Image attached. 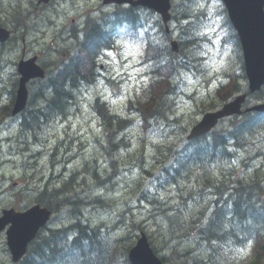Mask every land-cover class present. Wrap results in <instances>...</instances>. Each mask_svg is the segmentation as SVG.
I'll use <instances>...</instances> for the list:
<instances>
[{"label":"rangeland","instance_id":"rangeland-1","mask_svg":"<svg viewBox=\"0 0 264 264\" xmlns=\"http://www.w3.org/2000/svg\"><path fill=\"white\" fill-rule=\"evenodd\" d=\"M32 1L2 0L1 2L5 11L3 10L4 12L0 14V22L10 24L12 26L10 29L15 36L6 46H0V54L3 55L0 60L2 65L0 111L2 112H7L10 99L13 97L15 78L18 80L17 63L22 60L24 47L26 55H38L40 62L46 63L49 70L54 68L55 61L66 60L75 51L77 39L74 35L76 33L57 29L59 34H56L55 28L48 30L49 16L59 28L63 24L69 26L70 22V30L73 26L84 29L83 24L88 16L100 18L102 14H112L116 8L115 6L104 8L103 0H61L52 6L53 13L50 14L49 11L43 13L32 9ZM180 2L181 0H175L176 5ZM220 4L217 0H198L199 6L193 7L194 13L199 12V8L205 9L206 16L193 18L198 20V28L202 33L217 36L220 28L218 8ZM11 7L19 8L21 16L23 13H30L26 15V19L20 20L23 25L28 26L25 29L28 32L27 37L24 34L23 25L17 29L13 26L12 16L15 17L18 10L10 11ZM7 12L12 16L9 15L6 19ZM178 12H182V9L180 8ZM139 18L145 26L153 25L154 17L141 12ZM174 28L177 30L178 25L174 24ZM142 36L141 31L139 37ZM115 39L116 49L102 56L99 63L100 65L108 64L107 75L110 78L117 80L118 77H122V87H106L98 83L81 89L77 93V101L70 112L71 115L64 118L53 116L50 120L51 125L46 127L39 125L36 140L34 134L27 133L23 129L20 134L16 131L9 133L8 126H2L0 122V211L5 208L24 209L34 202L38 187L59 188L63 181L74 175L77 185L75 194L84 203V206L81 205L80 208L83 210L87 223L103 226L105 232L112 237H121L134 228L133 240L137 239V234L144 231L161 243L160 254L168 255L171 263L175 258L181 259L186 251H193L194 255L200 256L203 250L198 251L199 244L191 239L192 236L184 237V232H171L167 218L163 214L167 208H171L169 214L179 211L189 219L192 215H198L202 208L201 205L199 206L201 201L210 203V197L201 193L202 186L195 184V178L190 182L181 183L180 187L172 185L166 187L168 181L163 178L161 170L159 172L154 169L153 156L156 146L164 148L165 144L172 147L173 151L170 150L169 158L166 156L169 160L166 167L169 170L174 168L173 162L177 157L185 156L184 148L189 144L187 135L198 116L211 111L213 107H218L226 95L222 92L219 99L213 92L219 80L222 79L220 74L226 66V56L221 55L218 47L211 45L212 41L204 43L202 51L205 59L200 61L201 72L195 71L196 76L183 73L178 78L180 74L177 75L178 97L169 98L171 106H175V111L169 112L174 113L169 115L173 119L162 121L151 118L146 129L149 135H145L137 124L141 117L136 118L134 114H131L134 125L125 136L130 143V148L113 151L111 154L114 156L110 157L106 152L108 136H105V129L93 107L96 98L101 97L107 101L111 112L127 116L129 110L126 107L129 99L139 100L145 86L149 83L148 78L138 76L145 69L143 63H140L142 52L139 51L144 43L140 39L136 41L130 35H125L123 29L117 30ZM215 42L218 46V40ZM233 68L237 69L236 60L233 62ZM55 71L57 72V67ZM39 85L40 81H37L34 84L31 83L30 87L37 88ZM241 88L242 86L238 85L236 90L240 91ZM11 90L12 92L8 94ZM192 96L197 97L196 100H191ZM252 101L255 102V100ZM38 104L40 105V102H35L34 106ZM169 124L175 125L176 128L170 127ZM162 126H164L163 135L158 132ZM8 137H11V143ZM262 144L264 145V142ZM255 150L254 145L249 154H255ZM246 156L247 153L242 152L232 166L217 165L214 170L221 174L220 170L224 169L228 177V171L231 168H237L241 170L238 174L241 176L244 170L243 160ZM113 159L117 160L116 175H113L114 170L111 168ZM250 162L253 168L261 166L260 168L264 169V153L263 157H254ZM96 173L100 178L95 177ZM218 177L221 176L218 175ZM184 178H186L185 175ZM159 181H161L160 184ZM163 187L165 189H162ZM191 190H194V195L191 197L195 199V202L190 201L189 196H187L188 201L185 202L182 196H186ZM95 197L107 201L109 206L100 207L91 204ZM64 213L59 211L55 213L53 225L61 226L68 222ZM140 227L143 230H139ZM247 250L248 248H231L227 259L222 264L239 263L242 261L241 258L248 255ZM205 252L204 263L217 264L211 260V257L208 258V252ZM0 264H10L4 237L0 241Z\"/></svg>","mask_w":264,"mask_h":264},{"label":"trees","instance_id":"trees-1","mask_svg":"<svg viewBox=\"0 0 264 264\" xmlns=\"http://www.w3.org/2000/svg\"><path fill=\"white\" fill-rule=\"evenodd\" d=\"M1 2L2 0H0V14L5 11ZM193 3L194 0H181L175 8L177 9L174 15L178 22L177 33L180 35V40H183L181 43L179 42L180 52L178 54L172 53L170 45L163 41L164 39L149 41L147 44L144 59L147 64L146 70L149 76L150 74L154 76L150 79L142 97L139 100H132L127 105L128 115L124 117L112 114L107 105L103 104L99 98L95 101L96 112L106 131V136H108L107 145H109L106 152L110 157L114 156L111 152H118L120 149L130 146L125 136L129 131L127 128L134 120L129 117L131 112L136 118L141 117L142 127L145 125L143 127L144 134L149 135L146 126L150 118H168L167 113L172 107L169 98L174 91L177 75L181 72L191 74L200 71L199 48L202 39L198 35L197 21L193 19V17L196 18V13L192 9ZM32 4L34 5V1ZM180 8L182 12H178ZM15 10H18L15 17L9 12L5 15L6 19L9 15L13 17V26L20 23L19 20L24 14L21 16L19 8L11 7L10 9V11ZM224 12L226 14V11ZM227 19L226 14V25H230ZM123 24L136 33L135 30L140 24L138 11L132 7L118 8L112 14H102L100 18L90 16L87 18L83 34L74 35L77 45L76 51L70 55V62L56 61L55 67L61 65L58 71L48 75L47 80L37 88H32L30 106L33 102L40 101V106L38 105L40 108L37 105L34 106V113L26 117L33 121L31 125L29 124L30 126H38L39 122L41 126H44L50 122L52 116L62 118L70 114L73 105L76 104L77 93L81 87L91 84L96 77L97 57L101 51L109 48L113 43L112 30L109 27ZM156 24L162 31L161 22L157 21ZM18 27L16 26L15 29ZM235 37L237 39V35ZM238 45L237 39V48ZM184 56L187 64L183 62ZM239 59L242 63L241 55H239ZM240 63V74L233 72L228 76V84L217 89L215 94L219 99L222 92L230 95L233 92L230 90L231 88L235 87L234 89H236L238 85L242 86L245 82L243 65ZM255 96L249 95L251 99ZM256 98L264 99V89L257 94ZM225 99L226 97L220 104L225 103ZM248 103L250 102L248 101ZM262 117L263 115L258 113L235 116L229 120L228 125H223L227 126L226 129H216L206 136L189 142L184 148L186 149L185 156L177 157L173 162L172 170L166 167L169 161L166 156L169 158L168 154L170 150L173 151V148L165 144L164 148L156 146L153 156L154 169L159 172L161 170L163 178L169 181L166 187L170 182L173 187H180L181 183L190 182L195 178V184L202 183L204 187L211 190L209 202L214 201L218 194L221 196L232 195L230 201L221 197L217 203L206 205L199 212L201 215H192L189 219L183 212L181 214V212L175 211L169 214L172 209L167 208L163 216L167 218L170 231L184 232V237L192 236L191 239L199 244L198 251L202 249L203 253L200 254L202 256L200 257L190 251L184 253L181 259L175 258L173 263L170 262L168 255H162V260L166 264H204L205 251L208 252V258L211 257L214 263L222 264L227 259L231 248L237 249L238 246H244L250 240L254 241L251 255L245 261L235 264H264V183L262 175L259 174L260 169L252 168L253 165L249 166L248 163L243 168L241 176L237 175L239 169L231 168L228 171V177L224 169L220 170L221 174L214 170L217 165L224 167L229 163L231 158V152L227 147L229 143H233L234 149L245 148V150L251 145H255L256 151L261 152L259 155H263L264 145L259 143L263 142L264 138L259 135L257 137L258 132L264 135V118ZM26 124H23L24 128ZM116 162L115 159L111 162L114 170L113 175H116ZM249 168L254 171L250 172ZM144 173L151 174L148 171H144ZM183 173L186 178L181 181ZM95 177L100 178L98 173ZM230 178L232 179V188L229 185ZM248 178L250 179L248 180ZM103 181L102 184H104ZM160 183L161 181H159ZM76 186L73 175L63 181L59 188L48 186L43 192L37 193L35 197L37 203L43 206H54L60 213L65 212L68 222L61 226L52 225L45 228L19 264H130L128 252L135 243L133 240L134 228L121 237H112L105 232L103 226L88 224L85 221L83 210L80 208L84 203L75 194ZM231 189L234 191L233 194L230 192ZM193 192L194 190H191L186 196H182L185 202L188 201L187 196L194 195ZM147 195L145 192V196ZM225 202L226 207L220 208ZM91 204L100 207L109 206L107 201L99 197H95ZM53 212L56 213V210ZM193 232L195 234H192ZM149 238L153 248L160 252L161 243L154 236H149Z\"/></svg>","mask_w":264,"mask_h":264},{"label":"water","instance_id":"water-1","mask_svg":"<svg viewBox=\"0 0 264 264\" xmlns=\"http://www.w3.org/2000/svg\"><path fill=\"white\" fill-rule=\"evenodd\" d=\"M48 2L49 0H43ZM117 4L131 3L149 7L162 14L165 20L169 18V0H107ZM228 8L231 20L238 30L244 51L245 69L250 81V90L255 92L264 85V0H223ZM10 37V32L0 27V41L5 42ZM19 72L22 75L18 90L16 112L22 111L27 103L28 91L26 83L37 77H44V71L36 64V58L22 61L19 64ZM246 96L238 97L235 101L224 106L217 113L205 115L201 123L197 125L192 137L205 134L212 130L219 119L241 114V105ZM253 110L264 111V105L256 106ZM0 218V232L7 224L12 223L8 231V246L12 253L13 262L18 263L25 255L27 246L32 241L40 227L44 226L50 218V212L36 206L25 213H16L14 210L5 211ZM129 259L132 264H163L150 248L145 235L130 251Z\"/></svg>","mask_w":264,"mask_h":264},{"label":"bare ground","instance_id":"bare-ground-1","mask_svg":"<svg viewBox=\"0 0 264 264\" xmlns=\"http://www.w3.org/2000/svg\"><path fill=\"white\" fill-rule=\"evenodd\" d=\"M28 14H30V13H24L23 14V16L21 17L22 19H26V15H28ZM21 18H20V20H21ZM19 20V22L20 23H18V24H14V27H16V26H19V28L23 25L22 23H21V21ZM97 20V19H96ZM98 23V22H97ZM22 24V25H21ZM12 33H13V35H14V32L12 31ZM70 33V32H69ZM70 36V35H69ZM72 39V38H71ZM176 40L178 41V42H182L183 40H180V35H179V33H176ZM24 42V41H23ZM9 42H7L6 44H5V46L8 44ZM2 54H0V60L2 59ZM186 58H184L183 59V62L185 63L186 61ZM22 62V60H20L18 63L20 64ZM56 62V61H55ZM17 63V64H18ZM185 64H187V63H185ZM2 69V65L0 64V70ZM55 71V64H54V68L53 69H51V70H49L48 68H47V75H52V73ZM56 72V71H55ZM51 73V74H50ZM13 76H14V74H13ZM154 75H152V77H153ZM54 77V76H53ZM15 83H14V87H13V92H12V90L11 91H9L8 92V94L10 93V92H12V94H13V97H11V99H10V103H9V105H8V108H7V112H2V111H0V122L2 123V126L3 125H7L8 126V128H7V130H9V133L10 132H15L16 131V133H18V134H20L21 133V131H22V129L25 131V132H27V133H32V134H34V136H35V140L36 139H38V136H37V129L38 128H40L39 127V125H40V122H39V124H38V126H30L31 124H32V122L33 121H30L31 120V118L30 119H27L26 117L28 116V115H30V114H32V113H34L33 112V109H35V107H34V105H35V102H33V104L31 105V107H30V109L28 110V111H25V110H22V111H18V112H16V107H17V98H18V88L16 87V85H17V78H15ZM57 87V86H56ZM235 87H233V88H231L230 90H232L233 92L230 94V95H225V97H226V99H225V103L227 102L226 100H227V98L229 99V98H231V97H233L234 95L236 96L237 94H239L242 90H240V91H238V90H236L237 89V87H236V89H234ZM68 89V88H67ZM171 97H172V95H171ZM224 97V98H225ZM222 101H224L223 99H222ZM0 104H1V102H0ZM224 104V103H223ZM39 105V104H38ZM37 105V106H38ZM40 106V105H39ZM38 106V107H39ZM43 106H45L44 104H43ZM54 106V105H53ZM46 107V106H45ZM40 108V107H39ZM36 112V111H35ZM44 112V111H43ZM29 113V114H28ZM29 117V116H28ZM32 117V116H31ZM262 118H264V115H263V117ZM27 119V120H26ZM34 120V119H33ZM259 120H262V119H259ZM42 122V121H41ZM26 124V127L24 128L23 127V124ZM30 124V125H29ZM42 124V123H41ZM221 129H226V128H224L223 126L220 128V130ZM26 133V134H27ZM225 134V133H224ZM245 134V133H244ZM258 135H259V137H262V138H264V136L261 134V132L259 133L258 132V134H257V137H258ZM225 137H226V135H225ZM8 139H10V143H11V137H8ZM231 140V139H230ZM15 141V140H14ZM229 142H231V141H229ZM264 142V141H263ZM263 142H261V143H259V144H262ZM219 143V142H218ZM253 146L254 145H251L250 147H248L246 150H245V148L244 149H239V148H235L234 149V146H233V143H229V146H227V147H229L228 148V151L229 152H231V158L229 159L230 161H229V163L226 165L227 167H229V166H232L233 165V163L236 161V160H238L239 159V156H240V153H242V152H246L247 153V156H246V158L243 160V168H245L247 165H248V163L250 164L249 166H252V162H250L254 157H257V158H261V157H263V155L262 154H260L259 155V153H261L260 151H256L255 150V154H249L250 153V151H251V149L253 148ZM41 153V152H40ZM228 154V153H227ZM229 156V155H228ZM249 160V161H248ZM244 164H246L245 166H244ZM225 167V166H224ZM261 167V166H260ZM257 168V169H260V171H259V174L260 175H262V177H263V183H264V169H262V168ZM253 168V167H252ZM249 169H251V168H249ZM256 169V170H257ZM243 170V169H242ZM240 171L241 170H238V172H237V175L240 173ZM251 171H254V170H250V172ZM185 178H184V175L183 176H181V178H180V180L182 181V180H184ZM113 181V180H112ZM111 182V181H110ZM169 182V181H168ZM167 185V184H166ZM172 185V183L170 182V184H169V186H171ZM196 185H201L202 186V190H201V193L202 194H206V196H209L210 197V192H211V190L209 189V188H206V187H204L203 185H202V183H196ZM229 185H230V187L232 188L233 187V185H232V179L230 178L229 179ZM229 191V190H228ZM230 192H232V194H233V190L231 189V191ZM227 194V193H226ZM232 195H229V194H227V195H217L216 197H215V199H214V201H212V202H210L211 204H213V203H217L219 200H220V198L222 197L223 199H225V200H229L230 201V197H231ZM190 201H192V202H195V199L194 198H192L191 197V199H190ZM229 201H226V202H228L229 203ZM226 202H225V204L224 205H222L220 208H224V207H226ZM203 204V205H202ZM202 206V208L200 209V211L206 206V205H208V204H206V203H204V202H200L199 203V206ZM58 206V205H57ZM200 206V207H201ZM45 208H46V210L48 211V212H50V214L52 215V217L54 218V215H55V213L53 212V210H56V212H58V210L57 209H55V207L54 206H45ZM58 208V207H57ZM199 211V212H200ZM199 212H198V215H201V214H199ZM211 213V212H210ZM207 216V215H206ZM89 224V223H88ZM136 230V229H135ZM139 230H143L142 228H139ZM141 232H144V231H141ZM188 252H190V251H186L185 253H188ZM36 254V253H35ZM211 256V255H210ZM48 261V260H47ZM205 264V263H204Z\"/></svg>","mask_w":264,"mask_h":264},{"label":"snow or ice","instance_id":"snow-or-ice-1","mask_svg":"<svg viewBox=\"0 0 264 264\" xmlns=\"http://www.w3.org/2000/svg\"><path fill=\"white\" fill-rule=\"evenodd\" d=\"M215 70V69H214ZM251 245V242H249V246Z\"/></svg>","mask_w":264,"mask_h":264}]
</instances>
